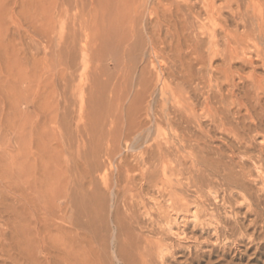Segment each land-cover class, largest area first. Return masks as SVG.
<instances>
[{
  "label": "bare ground",
  "instance_id": "6f19581e",
  "mask_svg": "<svg viewBox=\"0 0 264 264\" xmlns=\"http://www.w3.org/2000/svg\"><path fill=\"white\" fill-rule=\"evenodd\" d=\"M216 1L53 0V65L39 76L38 95L21 102L26 122L37 114L35 145L24 146L21 135V182L0 165V264H100L104 241L117 264H147L149 248L135 242L134 223L119 209L133 212L136 182L140 190L166 186L172 196L175 180L248 190V162L264 175V18L258 31L255 20L250 27L257 34L245 29L222 38L221 50L213 46L218 36L213 42L209 36L204 50L206 40H196V10L202 6L215 32ZM52 124L72 136L63 135L61 150L49 145L60 133ZM82 131L91 153L79 150L86 136L73 138ZM217 133L231 141L232 155L246 159L226 161L221 148L210 155L204 147ZM111 138L129 143L134 154L130 160L120 154L105 196L94 175L107 161L101 141ZM182 150L195 169L176 156ZM65 153L72 156L67 165L60 160Z\"/></svg>",
  "mask_w": 264,
  "mask_h": 264
},
{
  "label": "rangeland",
  "instance_id": "374dc122",
  "mask_svg": "<svg viewBox=\"0 0 264 264\" xmlns=\"http://www.w3.org/2000/svg\"><path fill=\"white\" fill-rule=\"evenodd\" d=\"M237 1L239 0H217L215 2L218 11L216 10L215 12L214 22L215 25L220 24V27L219 25L216 26L217 28L214 26L215 32L207 26L209 24L208 19L204 20V16L205 18L207 16L202 11V6H200L199 9H202V12L199 9L196 10L198 21L194 20L198 30L195 33L196 40L199 35L198 37L201 41L205 39L207 43V39L210 38L209 41H211L212 37L213 42V39L215 40L218 36L217 42L219 45H217L218 43L215 40L213 46L215 49L221 50L223 48L221 43L224 42L222 38L225 40L227 36L228 38L240 37L241 34L242 36L247 34L248 30L252 31L249 33H253L254 30L252 28L256 24L255 29H257L258 24L264 18V6L262 5L264 2L258 0L260 3H256L258 1L254 3L253 0H250L253 2L251 3L247 0L248 2L245 5L243 2L246 1ZM225 2L228 4H224ZM261 15L262 18H260ZM54 17L53 0H0V165L5 166L3 169L9 172L6 173L9 178H17L16 180H21V137L23 134L26 136V138L23 136V139L25 138L26 140V145H24L26 147L28 145H30L28 147H33L36 140V133L33 131V124L31 123H35L37 114L31 112L30 121L26 122V117L24 115L21 116V102L27 95L31 100L38 95V78L45 72L47 74L53 65L54 44L52 37L54 38L53 33L55 30ZM254 20L255 24H253ZM250 21L252 24H250ZM224 26L225 31L223 29ZM248 26L249 29L247 28ZM244 31L246 32L245 34L243 33ZM254 33L257 34L258 32ZM206 43L202 44L205 48L204 50L209 46ZM242 47L243 45L240 46L241 49L245 48ZM219 61H214V63L217 62L214 66L217 64L220 66L221 62L219 63ZM247 70L244 72H248ZM261 74L263 73L261 72ZM51 126L57 128L55 131L63 132V134L61 136L60 133L58 135L55 133L56 135L54 134L55 136L53 137L55 140L51 139L52 142L49 145L61 150L62 148L59 147H64V142L68 139H65V137L70 133L68 132L67 134V131L61 132L62 129L59 130L61 127H58V124H52ZM205 128L208 129L207 127ZM76 134L78 136L75 133L72 135L78 143L87 137L83 131L76 132ZM217 135L219 136L216 137ZM80 136H84V138ZM216 136L213 135L210 142L208 141L207 145L209 147H204L207 151L209 150L210 155L213 156L212 151L215 154L220 153L218 149L221 148V152L224 151V153L220 154L225 156V159H230L231 155L235 163L237 161L236 164H238L241 156L246 159L238 152L237 155L230 153L231 150L226 147L227 141L231 142L229 139L223 138L224 136L218 133ZM29 138L30 141L28 140ZM61 138L65 140L62 139V141ZM87 139L88 137L81 141L80 146L76 144L77 148L74 147V152L84 149L91 153V145L88 144L89 147L87 146V143H89ZM106 140L104 142L101 141L102 144L99 148V152L105 150L100 156L103 162L107 160V163L105 162L106 167L104 166L99 171V174L96 173L94 176L97 177L95 179L100 193L103 192L105 196H108V185H111L112 174L115 165L120 161V154L122 153L121 156L130 160L131 155L134 153H131L129 143L123 142V140L112 139L111 143H107ZM258 142L261 141L259 140ZM86 146L89 148L88 150ZM213 147L217 150L213 149ZM84 150L81 151L84 152ZM186 151L190 152L188 149ZM186 151H183V153L179 151L180 154L176 152V156H179L181 160L183 159L184 163L186 162L185 167L191 165L187 164L190 162L194 168L195 164L192 159L186 157L188 155ZM106 153L109 155H106ZM62 156L60 160L64 159L62 162L66 163L65 165L71 163V154L65 153ZM228 160L226 159V161ZM246 165V172H248L246 173L248 176V178L246 177V188L248 190H245L248 192H245L244 189L226 190L222 186H211V184H205V186H200L202 188L196 187V189L192 188L194 186L184 180H181L183 182H180L182 184L178 186L175 180L172 185L176 189L178 188V192L176 191L171 196L169 193L171 190L166 186L161 185L140 190L139 183L136 182L133 185V195H135L131 201V203L134 201L132 204L134 210L129 213L131 217L128 213H125L121 204L119 209L123 216L128 215L131 222L133 221L132 223H134L131 228V235L135 242L142 243L141 245H146L149 248L145 257L147 264H264V178L261 177L264 175L257 173L253 163L248 162ZM189 167H192V165ZM189 167L188 169L193 170V168ZM250 169L252 171H250L251 174L253 173L252 176L249 172ZM9 170L15 174H12ZM18 170L20 177H18ZM18 182L21 181L18 180ZM136 185H138V188H136ZM250 194L252 197H249ZM257 197L261 198L259 203L257 202ZM251 198L254 199L252 200ZM109 202H107V206H109ZM107 211L106 209V212L103 210L99 212L100 215L104 216L108 214ZM101 234L104 238L107 237L105 232ZM105 242L99 249V259L103 257L105 260L102 258L103 260H100L102 263H99L115 264L116 260L113 257V252H111L113 249L109 243Z\"/></svg>",
  "mask_w": 264,
  "mask_h": 264
}]
</instances>
